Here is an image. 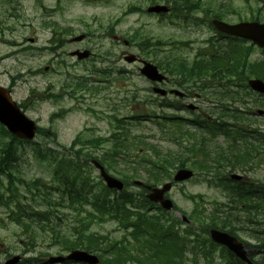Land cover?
Segmentation results:
<instances>
[{
	"label": "rangeland",
	"instance_id": "rangeland-1",
	"mask_svg": "<svg viewBox=\"0 0 264 264\" xmlns=\"http://www.w3.org/2000/svg\"><path fill=\"white\" fill-rule=\"evenodd\" d=\"M94 1L0 0V86L13 87V100L24 105L25 114L34 120L41 129L42 133L35 137V140L31 142L32 145L39 144L55 153H60L63 147L67 149L77 136H81V142L102 137L106 138L103 140L104 145L93 150L95 156H102L107 154L106 152L110 149L109 139L115 131L117 132L116 125L110 122L107 116L116 114L121 118L129 117L132 110L138 112L139 116L146 114L150 117H161L163 115L188 119L198 114L209 116L210 112H214L216 115L220 106H225L224 108L228 112L236 108L247 111L251 128H257L261 131L260 134H264V117H258L256 114L257 110L264 111L263 99L256 96L246 97V105L237 103V101L206 104L204 100H202L203 102H194L193 99L178 102L179 105H196L198 109L194 110L195 114L186 110L158 108L162 101L161 97L151 92L152 84L140 75V66L138 64L129 65L121 58V54L128 53L155 63L162 55L170 54L182 57L194 55V49L203 45L211 35L203 22L199 27L179 25L181 20H173V24H164L157 20L155 15L143 13L149 6L146 0H112L110 3H100L101 0ZM205 3L206 6L223 13L224 18L231 23L258 15L261 16L264 23V0H205ZM132 6L141 8L143 12L126 15L121 23L116 22L123 12ZM12 7L14 8L11 9ZM8 19L12 20L11 25H9ZM2 27L7 28V31L1 29ZM69 28L68 31L64 30ZM111 31L126 39L137 32L152 38L153 43L174 40L188 44L185 49L180 46L178 49L175 45H169V47L163 45L157 48L158 51L154 53L150 52L154 49L143 50L141 53L137 41L128 47L111 41L106 35ZM79 34H86L87 38L83 42L67 43L68 39ZM31 38L35 39V43L28 41ZM61 40L64 44L59 48L58 44ZM46 46L48 50H43ZM16 48L24 50L17 51ZM84 49H88L94 54L92 60L78 62L68 54L76 50L81 52ZM252 50L250 60L255 61L258 58L260 61L264 60L262 51L256 48ZM10 52L12 55L6 59ZM46 67H48V71L44 72ZM104 70L107 74L111 73L108 83H106V79L98 76V71ZM119 70H123L122 79L118 78ZM85 77L93 80L101 78L103 83H95L97 86L95 95L74 89L75 85ZM50 93L59 94V100L50 99ZM171 99L173 98H169V102L172 104ZM257 101H260V107H258ZM252 113L253 115H251ZM53 116L60 117L54 118ZM152 120L148 117L143 118L140 122L123 119L121 123L124 128L123 132L128 133L130 138H139L146 144H151L162 150L172 153L180 152L174 144L165 139L163 132ZM222 120L227 124L232 123L230 118ZM191 132L198 134L195 129H191ZM0 135H2L1 132ZM0 140L7 142L9 137L4 136ZM131 146L138 147L139 145L135 143ZM17 152L18 161L15 163L17 177L27 182L38 178L42 179V182L50 179V169L46 164L33 157L31 146L19 145ZM180 155L187 157L184 153H180ZM127 164V168H134L132 162H127ZM125 166L126 164L117 159L110 167L109 173L114 177H120L126 170ZM196 171L195 179L176 185L168 193L169 199L175 206V211L172 212L173 218L179 221L183 216L191 217L196 232H198L197 223L209 215L223 217L220 215L221 213H232L240 216V220L243 219L240 210L229 204L219 189L207 186L203 179L206 176L201 174V171ZM137 172L142 174L141 170L137 169ZM225 174L227 172L222 176L226 177ZM248 176L253 181L260 180L264 183V163L252 170ZM91 177L94 179L98 177V172L95 169L92 171ZM141 178L143 179V177ZM142 179L138 181L143 183ZM2 181L4 185L7 184L5 178ZM17 186L25 196L21 198V201L27 206L31 205L35 210L48 211L51 221L33 224L32 231L35 238L34 241H30L21 232L19 233V227L7 219L5 209L0 207V264H3L8 258L7 255H20L22 260L36 259L40 257V254H48L50 257L65 255L66 252L60 251V248L53 245L51 240L53 232H56L59 226L62 227L64 224L65 227H73L75 218L79 216L70 209L72 205L66 201L62 203L63 206L50 208V196L46 197L44 201L40 198H35L33 201L31 198L34 197L26 192L22 183ZM142 187L146 188L145 182ZM0 191H4L3 188H0ZM128 191L135 195L140 194V190L135 185L131 186ZM191 197L193 199H190ZM55 199L56 197L52 196L54 202ZM213 212L216 215H213ZM242 225V221L238 224L232 223L238 232L241 229L239 236L242 239L247 241L254 239L253 236L250 239L248 235L253 234L251 230H257L256 226L244 228ZM180 228L184 229V225L182 224ZM92 229L99 233L110 232L113 237L117 238L121 235L116 231V226L109 223L94 226ZM47 257L42 256L43 260ZM213 257L215 264L230 263L226 254H221V251H214ZM256 260L263 262L264 258L259 257ZM23 264L31 263L24 262ZM200 264L204 263L201 261Z\"/></svg>",
	"mask_w": 264,
	"mask_h": 264
},
{
	"label": "trees",
	"instance_id": "trees-1",
	"mask_svg": "<svg viewBox=\"0 0 264 264\" xmlns=\"http://www.w3.org/2000/svg\"><path fill=\"white\" fill-rule=\"evenodd\" d=\"M166 3L171 4V17L175 19L187 22L194 11V3L191 0H166ZM141 36L134 34L130 41H137L142 52L154 49L150 51L154 53L158 51L157 48L165 45L162 42L153 43L152 38ZM228 44L210 43L208 50L200 51V60L196 62L187 63L180 57L162 55L155 64L164 73L174 76L180 85L191 83L190 90L203 94L204 89L210 87L206 86L216 81L213 97L216 101H241V97L247 94L246 77L254 75L264 80V60L260 61V64L257 62L250 64L248 58L252 54V47L242 45L240 40L228 42ZM203 52L207 57H204ZM235 83L239 84L238 91L234 87ZM235 115L231 116L233 121L239 122L240 120L236 117L238 115ZM142 117L147 116L141 115L135 120L140 121ZM154 118L159 119L157 116ZM161 121L171 123V128L165 134L180 152H168L146 144L139 138H130L128 133L123 132L122 121L116 119L113 122H116L117 132L115 131L109 139L110 151L107 152L112 156L104 154L100 159L93 154V150L104 145L105 139L102 138L81 142V136H77L69 148L63 147L60 153H55L39 144L32 145V143L17 140L0 127L2 133L0 138L9 137L7 142L0 140V188L4 190L0 191V202L7 210V218L16 224L21 234L30 241H34L35 238L32 231L33 224L51 221L48 211L35 210L31 205L27 206L21 201L24 195L17 185L22 183L26 192L34 197L31 200L40 198L44 201L50 196V208L63 206L62 203L67 201L69 205H72L70 209L79 216L75 218L72 228L65 227L63 224L56 232H53L51 243L58 246L60 251L86 250L97 254L100 264H200L201 261L204 264H215L213 252L218 250V247L206 238L208 227L220 228L216 224L218 222L214 221V216L202 218L197 223L198 232L194 230L193 222L181 230L180 222L170 213L160 208H156V213H151L154 206L143 199L141 194L134 200L133 195L127 192V187L130 185V180L139 177L137 169L140 168L146 173L145 182L152 185L169 180L172 170L183 166L198 171L203 170L207 174L212 173L219 179L222 176L220 167L232 165L236 161H244L246 160L244 157H250L254 151L257 152V148L252 143L255 137L247 128L228 126L225 122L208 121L201 117L187 121L190 126L188 128L185 121L173 117L169 119L162 117ZM159 125L161 130L165 129L164 124ZM191 127H195L199 131L198 134L191 132ZM39 133L41 134L42 131ZM219 137L224 139L226 145L222 146L217 141ZM259 140L261 150L264 147V135L260 134ZM184 142L186 144H183ZM135 143L139 146H131ZM239 143L243 144L241 152L240 148L236 147ZM25 144L32 147L33 157L50 169L48 181L42 182V179L38 178L27 182L15 175L17 171L15 163L18 161L17 146ZM180 153H184L187 157H182ZM138 155L141 157L139 160L133 159L137 168L129 170L130 179L123 180L126 189L115 199L109 197L110 193H115L114 191L100 188L101 183H95L90 177V160L95 159L102 165L111 167L114 165L113 156H121L123 160H127L129 157ZM3 178L7 181L6 185L2 181ZM225 181L228 182L223 184L225 191L236 194L234 198L236 209L243 208L248 221L257 220L259 211L251 206L258 202V198L260 199V233L258 235L260 245L264 248V184H260V187L233 184L232 188H228L231 183L228 179ZM52 196L56 197L55 202ZM86 206H93L92 210L95 214L88 213ZM252 213L255 214L251 215ZM88 214L91 217L90 220ZM189 219L191 220V217ZM234 220L236 221L237 218ZM106 221H114L123 232L120 240L91 230L89 222ZM227 223V226L226 222L220 224L221 229L236 235V229L231 227L229 221ZM224 252L227 254L226 250L222 249L221 254ZM238 263L241 264L235 258L231 260V264ZM260 264H264V261Z\"/></svg>",
	"mask_w": 264,
	"mask_h": 264
},
{
	"label": "water",
	"instance_id": "water-1",
	"mask_svg": "<svg viewBox=\"0 0 264 264\" xmlns=\"http://www.w3.org/2000/svg\"><path fill=\"white\" fill-rule=\"evenodd\" d=\"M166 11L167 9L165 7L158 6L149 8L147 10L148 13H164ZM213 24L215 28L221 33L250 40L257 46L264 48V26H259L253 23H242L235 26H229L216 21H214ZM125 44H127V42H125ZM87 56L88 52L78 54L79 59H84ZM135 59L136 58L134 56L130 55L125 58V61L132 63L135 61ZM140 72L147 80L151 82L160 83L164 80V77L159 73L157 68L150 63L143 62V68L140 70ZM248 85L253 91L264 95L263 82L259 80H251L248 82ZM154 92L160 95L165 93L163 90L159 89H154ZM176 94L179 93L176 92ZM0 124H2L10 134L19 139L30 141L35 136V123L28 119L24 113L20 111L16 103L12 101L8 91L2 87H0ZM95 166L100 169L101 176L106 181L109 188H116L119 190L122 189L123 185L121 183L106 176L98 165L95 164ZM191 177V171L181 169L176 172L173 180L174 182H181ZM170 187L171 184H166L162 187V189H152L148 199L154 203L160 204L166 210H172L173 205L170 203V201L163 199V194L169 191ZM209 235L215 244L224 246L235 257L241 259L246 264H252L246 258L247 252L244 250L243 245L236 238L216 230H210ZM18 260L19 257H14L6 264H16ZM63 260H71L85 264H98V259L95 256L88 255L86 252L81 251H73L67 255L66 258L58 257L51 259V262H61Z\"/></svg>",
	"mask_w": 264,
	"mask_h": 264
},
{
	"label": "flooded vegetation",
	"instance_id": "flooded-vegetation-1",
	"mask_svg": "<svg viewBox=\"0 0 264 264\" xmlns=\"http://www.w3.org/2000/svg\"><path fill=\"white\" fill-rule=\"evenodd\" d=\"M110 37H111V35H110ZM85 38H87V35L85 34ZM31 39H33V41L32 42H35V39L34 38H31ZM85 40V39H84ZM83 40V41H84ZM29 42H30V40H28ZM82 41V42H83ZM67 43H73V42H70V41H68ZM163 86L164 87H172L173 85L171 84V82L168 80V82H166V83H164L163 84ZM169 90V89H168ZM184 95H183V97L182 98H179V100L180 101H185V100H187V99H191L190 98V94L188 93V92H185L184 91V93H183ZM170 96H174V95H168V97H166V100H165V104H166V106H169V105H171V103L169 102V98H170ZM193 98H198V96L197 95H194V97ZM178 104V103H177ZM182 108H188L187 107V105L186 104H182V105H180Z\"/></svg>",
	"mask_w": 264,
	"mask_h": 264
},
{
	"label": "bare ground",
	"instance_id": "bare-ground-1",
	"mask_svg": "<svg viewBox=\"0 0 264 264\" xmlns=\"http://www.w3.org/2000/svg\"><path fill=\"white\" fill-rule=\"evenodd\" d=\"M178 8H179V6H178ZM227 47H228V46H227ZM225 51H226V50H225ZM227 52H228V51H227ZM213 62H214V61H213ZM214 70H215V69H214ZM214 70H213V71H214ZM211 77H212V76H211ZM241 88H242V87H241Z\"/></svg>",
	"mask_w": 264,
	"mask_h": 264
}]
</instances>
